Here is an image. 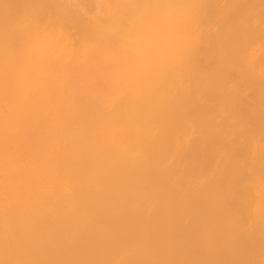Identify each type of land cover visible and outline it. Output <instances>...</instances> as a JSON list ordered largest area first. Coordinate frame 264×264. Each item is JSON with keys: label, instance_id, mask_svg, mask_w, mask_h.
Returning <instances> with one entry per match:
<instances>
[{"label": "bare ground", "instance_id": "1", "mask_svg": "<svg viewBox=\"0 0 264 264\" xmlns=\"http://www.w3.org/2000/svg\"><path fill=\"white\" fill-rule=\"evenodd\" d=\"M149 1L128 57L0 38V264H264V0Z\"/></svg>", "mask_w": 264, "mask_h": 264}, {"label": "rangeland", "instance_id": "2", "mask_svg": "<svg viewBox=\"0 0 264 264\" xmlns=\"http://www.w3.org/2000/svg\"><path fill=\"white\" fill-rule=\"evenodd\" d=\"M5 2V7L3 5V3ZM14 1L15 0H0V16H1V20L0 22V38H11V36L13 37L14 35L16 36V38H24L26 37L25 41L27 40V42H29V44L26 42V46L24 44V48L25 51H29V49L31 48V44L32 45H37L38 47L39 46H43L44 48L48 47L47 45H49V47L51 46V48L53 47V50L56 51V52H59V53H65V52H74V51H77V50H84V51H89V50H99V51H102V53H107V51L109 52H123L124 50V54L123 55H127L126 57H128V54L130 55L131 53H135L137 52L138 50L135 48L136 45H133L136 43V39L134 38V32H135V27L133 28V26H135V24H138L139 25H142L144 24V26L147 27V25H145V23H142V21H146L145 19L149 18L150 20V17H147L145 18L143 16V12L142 11V4L138 6L135 5V0H130L132 3H133V7L132 8V5L131 3L129 2V0H121V3H120V0H33L34 2H32L31 4V1L32 0H19L18 3H15V7L16 8V5H19V7L21 8H16V10L14 9H11L12 11L8 10L10 9L12 6L10 5H13L14 6ZM17 1V0H16ZM15 1V2H16ZM51 1V2H50ZM114 3H113V2ZM115 1H117L115 3ZM128 1V3L126 4V2ZM142 1V0H141ZM149 1V0H148ZM159 1V0H158ZM164 1V0H163ZM225 1V3H224ZM226 1H227V5L229 4V7L228 8H231L233 9V6L230 7V2L229 0H220V2L218 0H216V3L218 5V7H220L221 5L225 8L226 6ZM28 2V4H27ZM125 2V3H124ZM162 3V1H159V3ZM29 3L31 4V6L29 5ZM87 3V4H86ZM90 3V4H89ZM93 3V4H92ZM119 3V5H118ZM145 3V2H144ZM150 3V1H149ZM160 3V6L161 7V4ZM220 3V4H219ZM224 3V4H223ZM21 4V6H20ZM23 4V6H22ZM25 4V5H24ZM122 4V6H121ZM131 5V6H129ZM151 5V3L149 4ZM220 5V6H219ZM232 5V3H231ZM250 5V4H249ZM248 4L245 5L247 6L245 8V10L251 6H249ZM252 5V4H251ZM6 6H8V9L6 8ZM28 6V7H27ZM53 6V7H52ZM55 6V8H54ZM136 6H138L136 8ZM152 6V5H151ZM221 6V8H223ZM253 6V5H252ZM10 7V8H9ZM25 7H27L28 9H26ZM50 7V8H49ZM112 7V8H111ZM116 7V9H115ZM118 7H121V8H118ZM127 7V8H126ZM132 8L131 10L128 9V8ZM2 8V9H1ZM6 8V9H5ZM52 8V9H51ZM63 8V10H62ZM140 8V10H139ZM148 8V6H147ZM150 8V6H149ZM148 8V9H149ZM227 8V9H228ZM235 8V7H234ZM244 8L241 7L242 11H240L241 13L244 12ZM255 8V6H254ZM258 8V7H257ZM4 9L5 13H9L11 14L10 18H9V14H8V17H6L7 14L5 13H2L4 11H2ZM44 9V11H43ZM61 9V11L59 10ZM68 11H67V10ZM71 9H73L72 11H70ZM120 9V10H118ZM136 9V10H135ZM230 9V12H232L233 10ZM249 9V8H248ZM247 9V10H248ZM259 9V8H258ZM262 9V8H261ZM14 10V11H13ZM66 10V11H64ZM111 10V11H110ZM115 10V11H113ZM130 10V11H129ZM229 10V9H228ZM239 10H240V7H239ZM28 11H30L29 13H27ZM47 11V12H46ZM52 13H51V12ZM124 11H126L124 13ZM128 11V12H127ZM140 11V12H139ZM146 11V10H145ZM149 11V10H148ZM237 12L235 14H238V10H234V12ZM17 12V13H16ZM55 12V13H54ZM59 12V13H57ZM114 12V13H113ZM130 12H133V13H130ZM136 12H138L136 14ZM240 12L238 15H240ZM247 12V11H246ZM264 11L263 10H252L251 13H255V14H251L249 15L250 19L252 21H254L256 19V22L255 24L258 23H262V25H260V27H262L264 25ZM2 13V14H1ZM14 13V14H13ZM19 13V15H18ZM22 13V14H20ZM39 13V15H38ZM46 13V15H44ZM73 13V14H72ZM139 13H142V16H139ZM257 13V14H256ZM5 14V15H4ZM15 14H17L18 16H15ZM30 14V15H29ZM53 14V15H52ZM61 14V15H60ZM65 14V16H64ZM70 14V15H69ZM115 14V15H114ZM118 14V15H117ZM119 14H121L119 16ZM127 14V15H126ZM129 14V15H128ZM133 14V15H132ZM244 14H249V13H244ZM4 18H3V16ZM63 15V17H62ZM113 15V16H111ZM126 18L125 20L124 17ZM132 15V16H131ZM243 15V13L241 14ZM259 15V16H258ZM262 15V16H261ZM26 16V17H25ZM28 16V17H27ZM45 16V17H44ZM111 16V18H110ZM118 16V17H117ZM233 16V14H232ZM248 16V15H247ZM244 17L245 18H248V17ZM16 18V22H15V18ZM18 17V18H17ZM20 17L21 20H18ZM36 17V18H35ZM40 17V18H39ZM109 17V18H108ZM120 17V18H119ZM140 17V18H139ZM144 17V18H142ZM242 17V18H243ZM256 17V18H255ZM2 18L3 20L5 18H7L6 22L8 21V23H6L5 21H2ZM14 18V19H13ZM26 18V20H25ZM117 18V19H116ZM122 18V19H121ZM259 18V19H258ZM9 19H10V22H9ZM129 19V20H128ZM143 19V20H141ZM249 19V18H248ZM249 19V21H250ZM258 19V21H257ZM18 20V21H17ZM58 20V22H57ZM116 20V21H115ZM132 20V21H131ZM135 20V21H134ZM246 20V19H245ZM260 20V21H259ZM14 21V22H12ZM42 21V22H41ZM114 21V22H113ZM118 21V23H117ZM123 21V22H122ZM129 21V22H128ZM141 23H140V22ZM251 21V22H252ZM6 23L5 25L3 23ZM21 22V24H20ZM41 22V24L39 23ZM44 22V23H43ZM57 22V23H56ZM66 22V23H65ZM107 22V23H106ZM121 22V23H120ZM132 22V24H131ZM17 23V24H16ZM58 25H56V24ZM64 23V24H63ZM75 23V24H74ZM96 23V24H95ZM109 23V24H108ZM111 23V24H110ZM8 24H11L10 26ZM15 24V26H14ZM20 24V25H19ZM68 24V25H67ZM73 24V25H72ZM77 24V26H76ZM107 24V25H106ZM127 24V25H126ZM134 24V25H133ZM5 28H4V26ZM50 25V26H49ZM73 27H72V26ZM112 25V26H111ZM121 25V26H120ZM124 25V26H123ZM133 25V26H132ZM9 26V27H8ZM14 26V27H12ZM22 26V27H21ZM49 26V27H48ZM61 26V27H60ZM111 26V27H110ZM126 26V27H125ZM12 27V28H11ZM20 27V29L18 28ZM47 27V28H46ZM76 27V28H75ZM110 27V28H109ZM113 27V28H112ZM116 27V28H115ZM264 27V26H263ZM262 27V28H263ZM10 28V29H9ZM16 28V29H14ZM124 29L121 31V29ZM129 28V29H128ZM7 31H6V30ZM21 29H23L21 31ZM47 29V30H46ZM112 29V31L110 30ZM18 30V31H17ZM104 30V31H103ZM119 30V31H118ZM148 30V28H147ZM153 30V34H155V32L157 33V28L155 26H151V31ZM13 31V32H12ZM15 31V32H14ZM21 31V32H20ZM54 31V32H53ZM75 31V32H74ZM101 31V33H100ZM116 31V32H114ZM128 31V33H127ZM143 31V30H142ZM155 31V32H154ZM3 32H4V35H3ZM7 32V34L5 33ZM9 32V33H8ZM107 32V34H106ZM120 32V33H119ZM126 32V34H125ZM13 33V34H12ZM49 33H52L51 35ZM112 33V34H111ZM117 33V34H115ZM119 33V34H118ZM123 33V34H122ZM142 33V32H141ZM147 33V32H146ZM162 33V32H161ZM160 33V34H161ZM7 36H6V35ZM9 34V35H8ZM65 34V35H64ZM104 34V36H103ZM111 34V35H110ZM121 34V35H120ZM20 35H22L23 37H21ZM62 35V36H60ZM115 37H114V36ZM162 35V34H161ZM54 36V37H52ZM103 36V37H102ZM144 36V37H143ZM145 34L142 35L140 34L139 38H145ZM44 37H46L45 39H43ZM48 37L50 38V40H48ZM86 38V43L87 46H90L88 48H84L82 49L80 47V40L82 41L81 38ZM91 37V38H90ZM97 37V38H96ZM123 37V38H122ZM136 37V35H135ZM147 37V36H146ZM17 38V39H18ZM80 38V39H79ZM99 38V39H98ZM135 39V42L134 41H131V40H134ZM137 38V37H136ZM23 39V40H24ZM57 39V40H56ZM60 39V40H59ZM106 39V40H105ZM120 39V40H119ZM131 39V40H129ZM147 40V38H145ZM150 39V38H148ZM46 42L44 43L43 42ZM47 40V41H46ZM53 40H54V43H53ZM75 40V41H74ZM92 40V41H91ZM99 40L100 43H98L97 41ZM102 40H105L104 44H103V41ZM144 40V39H143ZM162 40V38H161ZM88 41V42H87ZM131 41V42H130ZM145 41V40H144ZM49 42V43H48ZM51 42V43H50ZM61 42V43H60ZM94 42V43H93ZM102 42V44H101ZM160 42V41H159ZM158 42V43H159ZM36 43V44H34ZM44 43V44H43ZM84 43V42H83ZM90 43V44H89ZM93 43V44H92ZM108 43V44H107ZM111 43V45H110ZM145 43L148 45V41ZM30 46H28V45ZM39 44V45H38ZM137 44V43H136ZM142 44V43H140ZM46 45V46H45ZM109 45V47H108ZM160 45V44H159ZM264 45V44H263ZM262 45V46H263ZM28 46V48H26ZM76 46V47H75ZM95 48H93V47ZM120 46V47H119ZM128 46V47H127ZM162 45H160V47L158 46L157 48H162L161 47ZM42 47V48H43ZM80 47V48H79ZM93 49H92V48ZM114 48V49H111ZM116 47V48H115ZM102 48V49H101ZM146 48V47H144ZM41 50V48H39ZM48 49L50 48H47V51ZM101 49V50H100ZM127 49V50H125ZM131 49V50H130ZM149 49V48H147ZM163 49V48H162ZM107 50V51H106ZM114 50V51H113ZM142 50V48H141ZM156 51V49H151V51ZM160 50V51H159ZM24 51V50H23ZM50 51V50H49ZM127 51V52H126ZM147 51V50H146ZM150 51V50H148ZM147 51V52H148ZM157 51H159V55L162 54L160 53L162 50L161 49H157ZM164 52H167L166 49L164 48L163 49ZM155 53H158V52H155ZM128 59V58H127ZM210 59V58H209ZM208 59V60H209ZM212 61V60H210ZM210 61H206V63H209ZM130 63V62H129ZM201 62H199L200 64ZM202 63H204L205 65V62L204 60H202ZM201 63V65L203 66V64ZM212 63V62H210ZM210 63L208 65H210ZM111 65V66H110ZM109 67H115L114 64H110ZM113 65V66H112ZM131 65V64H130ZM200 65V66H201Z\"/></svg>", "mask_w": 264, "mask_h": 264}]
</instances>
